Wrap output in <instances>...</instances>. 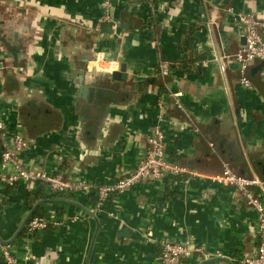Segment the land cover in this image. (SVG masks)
Wrapping results in <instances>:
<instances>
[{
  "label": "crops",
  "instance_id": "crops-1",
  "mask_svg": "<svg viewBox=\"0 0 264 264\" xmlns=\"http://www.w3.org/2000/svg\"><path fill=\"white\" fill-rule=\"evenodd\" d=\"M240 14L264 21V0H115L114 26L102 0H0V120L28 142L26 169L112 184L144 157L161 113L167 160L183 169L100 209L94 192L43 204L52 193L42 182L20 180L6 197L0 184V240L20 264H160L164 243L186 240L211 255L193 264L256 255L258 213L214 179L225 162L264 179V61L244 87L232 58L244 43ZM82 85L109 94L90 101ZM36 205L52 227L19 236Z\"/></svg>",
  "mask_w": 264,
  "mask_h": 264
},
{
  "label": "built area",
  "instance_id": "built-area-1",
  "mask_svg": "<svg viewBox=\"0 0 264 264\" xmlns=\"http://www.w3.org/2000/svg\"><path fill=\"white\" fill-rule=\"evenodd\" d=\"M115 0H102L104 10L103 20H112L111 9ZM112 23V22H111ZM240 36L244 39L243 45L232 56L238 64L241 72L240 83L251 89L252 83L246 76L248 67L257 60L264 61V21L256 19L253 14H240L237 19ZM112 26L114 24L112 23ZM220 62L222 73L226 71V65L222 58L217 56ZM207 66L208 62H203ZM163 76L169 74V68L164 65L161 71ZM182 93L174 94L175 106L183 110L180 101ZM164 106L160 108L164 111ZM163 114L159 115V123L153 128L152 133L147 138V150L139 161L137 167L128 175L120 177L112 184L99 185L84 179L70 180L63 173L33 172L26 169L21 161L20 154L28 148V142L21 135L7 137L5 124L0 120V143L2 153L0 156V181L10 186L20 180L40 181L51 193H61L64 195L82 193L89 195L96 194L98 202L97 208H102L104 203L113 195L128 191L138 186L142 182L161 180L170 174H180L183 169L170 163L165 153V132L161 127ZM214 146V144H211ZM219 183L237 189L248 206L258 213L257 235L259 246L256 255L246 257L243 264H264V179L247 178L237 174L231 164L225 162L224 171L214 178ZM51 221L45 218H35L29 223L28 237L47 230ZM211 255L202 244L193 240L184 242H166L162 246L159 256L160 264H193L194 261H207ZM0 259L7 264H20L11 251L9 244H4L0 240ZM28 258L26 257V260Z\"/></svg>",
  "mask_w": 264,
  "mask_h": 264
},
{
  "label": "trees",
  "instance_id": "trees-1",
  "mask_svg": "<svg viewBox=\"0 0 264 264\" xmlns=\"http://www.w3.org/2000/svg\"><path fill=\"white\" fill-rule=\"evenodd\" d=\"M160 77L163 79L162 80V85L165 87V83H166L165 79L166 78H163L161 75H160ZM154 81L157 82V80H154ZM158 83L160 84V87L163 88V86L161 85V82H158ZM164 92H166V88H163L161 90V93H164ZM0 184L3 185V187H4L3 194H4V197H6L7 194H9V192L11 193L16 188V186H17L18 183H15L14 185L10 186V185L4 184L3 182L0 181ZM63 195L64 194H61V193H59V194L58 193H56V194L52 193L49 196H43L42 197V200H41V203L44 204L45 202H50L51 200L55 199L56 197H63ZM97 202H98V199L96 198V203ZM45 217H47V212L43 208V206L41 207L40 205H36L35 207H33L32 212H31V215H30L28 221L26 222V225H25L24 229L22 230V232L20 233L19 236L28 237V226H29V223L32 220H34L35 218H45ZM51 227H52V224H50L47 229H50Z\"/></svg>",
  "mask_w": 264,
  "mask_h": 264
},
{
  "label": "water",
  "instance_id": "water-1",
  "mask_svg": "<svg viewBox=\"0 0 264 264\" xmlns=\"http://www.w3.org/2000/svg\"><path fill=\"white\" fill-rule=\"evenodd\" d=\"M112 76H113L114 80H117V81L124 80L122 77V71H116L112 74ZM80 80H81V84H82V82H83L82 76L80 77ZM96 93H97L98 97L107 98V96L109 94V90L104 89V88H99L96 91V89L94 87H88L86 85H82L80 88V95L83 98H89L90 101L93 100ZM1 153H2V144L0 143V156H1Z\"/></svg>",
  "mask_w": 264,
  "mask_h": 264
}]
</instances>
